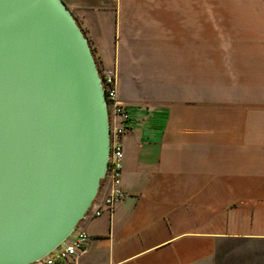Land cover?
Segmentation results:
<instances>
[{
    "label": "crops",
    "instance_id": "obj_1",
    "mask_svg": "<svg viewBox=\"0 0 264 264\" xmlns=\"http://www.w3.org/2000/svg\"><path fill=\"white\" fill-rule=\"evenodd\" d=\"M62 2L129 116L127 196L78 225L76 264H211L264 243V0Z\"/></svg>",
    "mask_w": 264,
    "mask_h": 264
},
{
    "label": "water",
    "instance_id": "obj_2",
    "mask_svg": "<svg viewBox=\"0 0 264 264\" xmlns=\"http://www.w3.org/2000/svg\"><path fill=\"white\" fill-rule=\"evenodd\" d=\"M62 0H0V264H35L93 207L110 157L91 44Z\"/></svg>",
    "mask_w": 264,
    "mask_h": 264
},
{
    "label": "built area",
    "instance_id": "obj_3",
    "mask_svg": "<svg viewBox=\"0 0 264 264\" xmlns=\"http://www.w3.org/2000/svg\"><path fill=\"white\" fill-rule=\"evenodd\" d=\"M101 83L108 101V115L110 119V157L107 175L102 181L93 207L87 215L97 218L103 214H112L117 206L123 202L127 192L122 187L123 161L125 138L129 132V116L124 105L118 101L117 70L95 56ZM106 193L101 195L102 189ZM90 242L88 234L79 228L57 250L35 264H76V259L86 252Z\"/></svg>",
    "mask_w": 264,
    "mask_h": 264
},
{
    "label": "rangeland",
    "instance_id": "obj_4",
    "mask_svg": "<svg viewBox=\"0 0 264 264\" xmlns=\"http://www.w3.org/2000/svg\"><path fill=\"white\" fill-rule=\"evenodd\" d=\"M211 264H264V243L247 241L239 244L235 241L219 246Z\"/></svg>",
    "mask_w": 264,
    "mask_h": 264
},
{
    "label": "trees",
    "instance_id": "obj_5",
    "mask_svg": "<svg viewBox=\"0 0 264 264\" xmlns=\"http://www.w3.org/2000/svg\"><path fill=\"white\" fill-rule=\"evenodd\" d=\"M103 183V182H102Z\"/></svg>",
    "mask_w": 264,
    "mask_h": 264
}]
</instances>
